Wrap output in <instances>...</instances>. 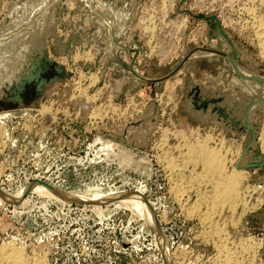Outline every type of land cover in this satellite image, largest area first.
Here are the masks:
<instances>
[{
	"label": "rangeland",
	"instance_id": "1",
	"mask_svg": "<svg viewBox=\"0 0 264 264\" xmlns=\"http://www.w3.org/2000/svg\"><path fill=\"white\" fill-rule=\"evenodd\" d=\"M16 1L0 0V84L21 62L27 34L38 22L41 27L48 24L46 6L30 15L32 3L46 2L27 0L25 12L19 13ZM59 1L61 8H57V1L55 6L62 16L64 8ZM107 1L114 15L96 0L103 5L97 9L103 23H110L116 30L126 16L128 24L133 19L125 33H129L131 44H124L130 48L125 51L129 61L125 60L130 62L134 55L141 73L155 81L109 69V65L116 64L111 61L115 48L112 36L106 43L97 44L103 50L89 46L79 52L77 44L73 54L53 55L55 59L65 56L62 63L72 75L50 88L36 106L39 111L34 115H12L20 108L16 105H4L0 111V190L15 196L40 180L67 192L122 190L116 195L131 193L133 198L143 199L144 205H151L159 226H152L131 205L120 204L115 194L96 206L61 201L32 190L23 200H13L0 192V231L6 234L0 238L14 240L28 254L26 261L37 257L40 264H224L228 255L230 264H264V239L254 218L264 207V198L255 201L261 196L264 175L252 176L246 169L240 183L228 186L226 177L237 170L241 143L225 138L214 124L196 123L183 113L184 96L191 85L230 91L237 87L241 97L257 96L264 85L238 77L224 55L232 56L234 51L215 20L195 18L179 10L215 14L239 49L240 68L264 75V53L259 44L262 29H256L255 17L241 9L250 6L247 9L254 13L251 5L257 3V12L264 18V0H226V4L216 0L212 5L211 0H142L139 10L138 0ZM78 2L88 7L82 0ZM114 3L119 8L127 5L130 13H117ZM152 4L164 5L167 11H156L146 30L144 21ZM69 8L67 4L65 9L70 14L76 7ZM151 25H156L153 32ZM71 34L77 33L68 36ZM124 76L132 78L126 86H122ZM154 104L158 107L157 122L151 116ZM43 106L48 110H41ZM260 123L257 145L262 150L259 136L264 132V118ZM20 132L23 142L29 133L33 140L17 146ZM110 141L148 154L156 173L148 176L133 163L120 164L123 158L117 159ZM223 145L231 148L230 154H225V169L206 166L208 156L204 152ZM225 186L228 189H223ZM218 192L228 193L229 198H222L224 194L219 196ZM216 200L224 206L217 209L213 205L216 210H211L210 203ZM124 241L129 244L127 248L121 247Z\"/></svg>",
	"mask_w": 264,
	"mask_h": 264
},
{
	"label": "water",
	"instance_id": "2",
	"mask_svg": "<svg viewBox=\"0 0 264 264\" xmlns=\"http://www.w3.org/2000/svg\"><path fill=\"white\" fill-rule=\"evenodd\" d=\"M26 1L27 0H17L16 3L21 5ZM35 1L48 2L49 0ZM82 1L87 3V0ZM101 2L108 8L110 13H115L109 1L101 0ZM141 2L142 0H138L137 10H139ZM56 5L58 9L61 8V2L59 0H57ZM179 10L186 11L195 18L215 20L217 26L220 28L221 34L226 38L234 51V55H227L219 51L214 52L226 56L225 58L233 64L234 71L240 79L246 82L256 81L264 85V75L252 74L240 68L238 64V58L240 56L239 49L222 27L221 20L215 14L207 15L203 12L193 13L189 9H182L181 7ZM59 15L60 12H57V16ZM58 20L59 19L56 21L54 20L48 24L45 23L43 28L38 22L35 25L34 31L27 34L22 48L23 57L21 58V62L12 76L0 84V111L3 110L4 105H16L20 108L15 110L12 115L20 116L27 113L34 115L38 112L36 106L45 98L47 91L56 82L63 81L72 75V72L68 70L67 66L56 60L53 55L73 54L76 51V45L83 40L79 34H71L67 38H65L64 35H58ZM132 22L133 19L130 24ZM108 30L110 31V29ZM117 35V32H113L112 41L115 48L113 51L114 57L111 61L119 64L122 71L129 72L138 79L154 82V79L146 78L141 73L139 66L135 64L134 55L130 62L125 60L123 53L130 50V48L119 44L121 41L115 39ZM92 36L93 35L87 36L88 41L92 40ZM134 51H137L136 47H134ZM234 88L237 89V87ZM184 102L185 108L183 111L192 117L193 121L200 122L203 125L213 121L214 125L221 130L226 137L235 138L238 141L243 140L242 153L237 164L238 169L243 168L249 171L260 169L264 173V154L257 145V137L261 126L259 120L261 117L264 118V90L255 97H241L230 96L219 91H210L199 84H194L187 88ZM26 105H28V107ZM157 112V104H154L151 116L155 122L158 120ZM258 116L260 119L255 120ZM48 134H50V132H48ZM17 139V146H19L25 141L33 140V134H27L23 142V132H20ZM42 142H44V140ZM110 144L113 145L115 149L114 152L118 155L117 159L118 157H122V161H125L122 162L120 161L121 159H119L118 162L120 164L133 163L136 168L142 167L145 170V174L148 176L152 173H156L153 160L148 154L139 153L126 148V146L122 144L113 143L111 141ZM123 151H125V153ZM37 182L53 190H58L55 186L42 180L35 181L33 184ZM32 185L27 186L25 194L32 190ZM68 201L80 202V200L76 198H69ZM87 203L91 204V202ZM153 215L156 217L154 212ZM254 218L257 220V229L264 235V208L257 211ZM3 235L4 237L6 236L5 233L0 231V237ZM262 237L264 239V236ZM121 245L123 247H128L129 244L124 241ZM166 263L168 262L166 261Z\"/></svg>",
	"mask_w": 264,
	"mask_h": 264
},
{
	"label": "bare ground",
	"instance_id": "3",
	"mask_svg": "<svg viewBox=\"0 0 264 264\" xmlns=\"http://www.w3.org/2000/svg\"><path fill=\"white\" fill-rule=\"evenodd\" d=\"M33 1H35V0H31L30 1V3H32ZM27 2V1H26ZM26 2H24L22 5H19V6H16L17 7V9H18V12L19 13H23V12H25V3ZM35 2H38V1H35ZM44 2V1H43ZM47 3L48 2H46V3H41V4H38V3H36L35 5H34V3H32L31 4V16L35 13V11H36V9H38L40 6H46L47 5ZM16 5H18L17 3H15ZM86 4V6H88L89 8L91 7L90 6V3L87 1V3H85ZM15 6V5H14ZM111 6H112V4H111ZM103 8V7H102ZM101 8V9H102ZM107 9V7H104L103 9ZM113 8V7H112ZM92 9V8H91ZM20 10V11H19ZM112 14V13H111ZM112 15H114V14H112ZM23 16V15H22ZM259 16H261V15H259ZM263 17V16H262ZM262 17H260L259 18V20H258V24H259V27H261V29H262V31L260 32V36H261V38H260V42H259V44L262 46V48H263V52H262V54L264 53V18H262ZM18 19V18H17ZM132 20H130V22H131ZM58 22H60V20H58ZM130 22H129V24L127 23V25L124 27V31H123V33L125 32H127V30L131 27V24H130ZM105 23L107 24V27H108V29H110V31H112L111 30V28H112V25L110 24V23H108V22H106L105 21ZM124 33V34H125ZM257 36V35H256ZM93 38H94V36H92ZM92 38V39H93ZM75 55V54H74ZM263 56V55H262ZM264 57V56H263ZM77 60H78V58H77ZM115 65H117V66H119L120 67V65L119 64H115ZM10 76H12V74H9V76L6 78V79H8ZM6 79H4V80H6ZM3 80V81H4ZM2 81V82H3ZM41 110H48V108H46V107H42L41 108ZM40 110V111H41ZM39 111V110H38ZM4 113V112H3ZM4 116V115H3ZM221 130H219V132H220ZM222 132V131H221ZM222 134H223V132H222ZM224 135V134H223ZM209 136V135H208ZM211 136V135H210ZM225 136V135H224ZM225 138H227V139H229V140H235V141H237V142H239V143H241V149H240V152H239V155H238V157L239 156H241V153H242V144H243V140L242 141H238L237 139H235V138H230V137H226L225 136ZM209 139V138H208ZM259 139H260V142H261V147H262V152L264 151V132H261V134H260V136H259ZM233 141H231V142H233ZM221 145H222V143H221ZM110 147L109 148H111V145H109ZM113 146V145H112ZM218 146H216V148H214V149H210L209 148V150H206V152H204V154L203 155H205V157H206V155L208 156V158H207V160H206V166H208V167H216V166H218V168H220V169H225V164L226 163H224L225 161H224V158H225V154H230V149H229V147H224V145L223 146H220V147H218ZM259 147V146H258ZM107 149V148H106ZM234 151V150H233ZM237 151V150H236ZM124 153H125V151H123ZM232 153V152H231ZM264 153V152H263ZM118 156V155H117ZM165 158V157H164ZM240 158V157H239ZM224 161V162H223ZM239 161V160H238ZM172 163V162H171ZM170 164V163H169ZM168 164V165H169ZM238 164V163H237ZM237 164H236V168H237ZM166 165V164H165ZM171 167H173V166H171ZM174 168V167H173ZM217 168V167H216ZM215 168V169H216ZM207 169V168H206ZM219 169V170H220ZM244 170H246V169H243V168H241V169H238L237 168V170H235V172H233V173H231V174H227V177L226 176H223V177H226V180H227V183H229V185L228 186H233V184H234V186L236 185L235 183H240V181H242L241 179H242V177H244V174H243V172H244ZM218 171V169H216V172ZM221 171V170H220ZM219 171V173H221ZM249 171V170H248ZM246 172V171H245ZM219 173H218V176H219ZM224 175V174H223ZM218 180V179H217ZM225 182V181H224ZM33 184V183H32ZM231 184V185H230ZM175 185V184H174ZM173 185V186H174ZM238 186V185H237ZM260 186V185H259ZM27 187V186H26ZM229 187V188H230ZM56 188V187H55ZM215 188V187H214ZM228 189V187H226L225 186V188H223V189ZM256 188H260V187H256ZM31 189H32V191H35V192H39V193H42V195L43 194H45V195H47V196H51V197H56V198H59V199H61V201L62 200H64V201H68L69 200V198L70 199H72V198H76V199H78V200H80V201H84V202H91V204H96V206H101V204H103V203H106V202H108L111 198H114L115 197V195H116V193H119V192H121V191H112V193H103V192H100V191H95V192H93V193H76V192H67V191H63V190H61V189H59V188H56V189H58V190H53V189H51V188H49V187H47V186H45V185H43V184H41V183H35V184H33L32 186H31ZM231 189V188H230ZM236 189V188H235ZM255 189V188H254ZM177 190V189H176ZM260 190L262 191L261 192V196L259 195L258 197H256V199H255V201L257 200V202H261L262 200H263V198H264V185L260 188ZM124 191H126V190H124ZM216 192H217V190H215ZM223 191V190H222ZM241 191V190H240ZM0 192L2 193V194H4V196L7 194L5 191H1L0 190ZM20 192V191H19ZM25 192H26V190H25V187H24V189H23V191H21L19 194H17V195H15V196H13V195H10V194H7L6 195V197H9L10 196V198H12L13 200H20L21 198H22V200L24 199L23 197H24V195H25ZM130 192V191H129ZM229 192V191H228ZM38 193V194H39ZM219 194V196L221 195V193L222 192H218ZM115 194V195H114ZM214 194H215V192H214ZM222 194H224V195H221L222 196V198L223 197H225V198H229V196L226 194V192L224 193H222ZM118 195V196H117ZM116 196L117 197H115V199L117 200V199H121L120 201V204H126V205H131V208H133V209H135L138 213H142L143 215H145V218H147V220L150 222V224L152 223V224H154V225H152V226H155L156 228H158V226H159V223H158V219H156L157 218V215H155L156 217H154V215H153V207L151 206V205H144V203H146V202H144V200L143 199H141V198H138V199H135V198H133V196H132V194L131 193H126V194H117ZM232 195V194H231ZM3 196V197H4ZM215 196H216V194H215ZM218 196V197H219ZM217 197V196H216ZM5 199V198H4ZM9 199V198H8ZM212 199V198H211ZM216 199V198H215ZM214 199V200H215ZM230 199H231V196H230ZM224 200V199H223ZM115 201V200H114ZM143 201V202H142ZM221 201V200H220ZM220 201H212L211 203H210V205H212L211 207H212V209L211 210H216V209H214L213 208V205H217L215 208H222L223 206H224V202H220ZM227 202V201H226ZM232 204V203H231ZM253 204V203H252ZM251 204V205H252ZM194 205V204H193ZM120 206V205H119ZM230 207H232V206H230ZM255 207V206H254ZM196 208V207H195ZM264 208V207H263ZM232 209H235V208H232ZM132 210V209H131ZM221 210V209H220ZM189 212V211H188ZM193 212V211H192ZM211 212V211H210ZM210 212H208L207 214H209ZM191 213V212H190ZM189 213V214H190ZM206 213V212H205ZM165 214V213H164ZM188 214V215H189ZM213 215V214H212ZM209 217V216H208ZM146 220V221H147ZM147 221V222H148ZM154 228V227H153ZM156 231H157V229H156ZM162 232H164V231H162ZM261 232V231H260ZM163 235H164V233H163ZM262 235H263V233H262ZM264 236V235H263ZM3 237V236H2ZM161 237V236H160ZM163 237V236H162ZM165 237V236H164ZM158 238V237H157ZM163 239V238H162ZM135 240V239H134ZM161 240V239H160ZM158 241V243H159V240H157ZM264 241V240H263ZM0 262H4V264H40V260L37 258V257H32V259H31V257H30V259L29 260H31V261H29V260H27L26 261V255H28V254H25V249L22 247V246H17L16 245V242L14 241V240H8V238L7 239H1L0 238ZM245 242V241H244ZM161 243V242H160ZM167 243V242H166ZM222 243V242H221ZM163 244H165V243H163ZM224 245L226 244V243H223ZM243 245V244H242ZM24 246V245H23ZM160 246V245H159ZM165 246V245H164ZM168 246V245H167ZM221 246V249H222V244L220 245ZM25 247V246H24ZM121 247H123V246H121ZM218 247V246H217ZM226 247V246H225ZM160 248V247H159ZM163 248V247H162ZM223 248H224V246H223ZM167 249H168V247H167ZM219 250V251H222V250ZM224 249H226V248H224ZM245 249V248H244ZM165 250H166V248H165ZM229 250V249H228ZM227 251V250H226ZM169 252V251H168ZM167 252V253H168ZM199 252V251H198ZM225 252V251H224ZM223 252V253H224ZM230 252V251H229ZM166 253V254H167ZM170 253V252H169ZM219 253V255H220V252H218ZM165 254V255H166ZM219 257V256H218ZM229 257H230V255H228V256H226V260L224 261V264L225 263H228L229 262V260H231V259H229ZM221 257H219V259H220ZM232 259H233V257H232ZM42 260V259H41ZM228 261V262H227ZM29 262V263H28ZM231 262H233V260L231 261ZM240 262L239 261H235V264H239ZM165 264V263H164ZM228 264H230V263H228Z\"/></svg>",
	"mask_w": 264,
	"mask_h": 264
},
{
	"label": "crops",
	"instance_id": "4",
	"mask_svg": "<svg viewBox=\"0 0 264 264\" xmlns=\"http://www.w3.org/2000/svg\"><path fill=\"white\" fill-rule=\"evenodd\" d=\"M56 1L57 0H51V2H48L47 5H46L47 11H45V12H46V17H47V19H46L47 23H50V22H52L54 20L56 21L57 19H60V22H57L58 35H59V33L60 34L64 33V34H66V36H68L69 33H77V34L81 35L83 41L79 42V44L77 45V51L80 52V51L84 50L85 48L87 49L89 46L92 47L93 49H96V47L99 46V45H97L98 43H100L102 45V44L106 43V39L108 40L109 38H111V36L113 35V33H112L113 31L118 33V35L115 36V38L119 39V41H121V42H119L121 45L125 44L127 46H129V45L131 46V44H129V42H128L129 41V37H130V36H128L129 33L125 35L122 32L124 27L127 25V22L129 21L128 20V18H129L128 16L125 17V20H123V22L119 25L118 28L115 27L116 30L112 26V29H111L112 31H109L108 27H107V24L103 23V19H104L103 16H101L100 12L99 13L97 12L98 11L97 10L98 7L103 6V5L101 3L99 4V2L96 3V0H90L89 1L90 6H91L90 8H88V7L84 8L83 4L81 2H78V0H70V2H69V0H62V5H63V8H64V11L62 12V16L60 14L59 17H57V12H59V11H57V8L55 6V2ZM67 4L70 7L69 9H72V8L76 7L75 11L72 10L70 14L67 13L66 9H65V6ZM113 5H114V8H115L117 13L120 12V13H126L127 14V13H130V11H131V9L127 8V5L125 6L126 8H124L123 6L121 8H119V7H117V5L115 3ZM89 10H92L93 13H89ZM99 11H101V9ZM105 11H107V10H105ZM81 18H82V21H81ZM97 21H99L98 25H97V23H95ZM43 27L44 26H42V28ZM107 30H108V32H107ZM89 33H93V35H94V41L93 42L88 41L87 36L89 35ZM123 34L125 36H123ZM124 37H125L126 40H124ZM120 38H122V39H120ZM101 45L99 47H100L101 50H103V47H101ZM205 54H208V53H205ZM211 55H214V54L211 53ZM123 56H124L125 59H127L129 61V56L127 55V53L124 52ZM63 58H65V56H59V57H56V60H59L60 62H63L62 61ZM99 63L101 64V66L103 68V63L104 62L102 61V59H100ZM108 67H110L109 69L113 70V71L114 70H118V71L121 70V68L119 66L114 65V64L113 65H109ZM122 72L126 74V72H124V71H122ZM131 79L132 78L130 76H124L123 77L122 86H126L127 82L129 80L131 81ZM203 88L208 89L210 91H219L221 93H224V94H227V95H230V96H240L237 93L239 88L235 89L234 87H232L231 91L227 90L225 88L222 89V88H219V87L218 88H214L215 90L211 89V88H208V87H205V86ZM49 90L47 91V94H48ZM183 113H184V111H183ZM190 118H191V120H193L192 117H190ZM259 119H260L259 116L255 118V120H259ZM196 123L202 124L200 122H196ZM212 124H214L213 121L211 123L206 124V125H212ZM249 173H250L249 175L259 176L260 178H262V175H264L263 172H261V171L260 172L259 171H251Z\"/></svg>",
	"mask_w": 264,
	"mask_h": 264
},
{
	"label": "built area",
	"instance_id": "5",
	"mask_svg": "<svg viewBox=\"0 0 264 264\" xmlns=\"http://www.w3.org/2000/svg\"><path fill=\"white\" fill-rule=\"evenodd\" d=\"M222 1H224L225 2V4H226V0H222ZM211 2V5L214 3V2H216V0H211L210 1ZM255 2H257V1H255ZM169 4H170V6L172 7L174 4L172 3V2H168ZM252 3V2H251ZM154 4H155V2H154ZM154 4H152L153 6L151 7V10H150V13L148 14V16H147V18L149 17V19L147 20V18L145 19V23H146V25H147V27H144V29H149V22L150 21H152L153 19H154V15H155V13H156V11H167V9L164 7V5H160V6H157V5H154ZM165 5H167V3L165 2ZM218 6V5H217ZM251 6H253L252 8L254 9V13H251L249 10L250 9H247V7H250V6H246V5H244V6H242L241 7V9H244L245 11L247 10V12H249L250 14H252L254 17H255V24H254V27L256 28V29H259L258 27H259V24H258V20H259V12H257V10H260L259 9V7L257 6V3H252V5ZM156 7H158V9L156 8ZM165 8V9H164ZM153 11H155L154 13H153ZM257 12V13H256ZM153 13V14H152ZM150 15V16H149ZM165 19H163V21H164ZM163 23V22H162ZM145 25V26H146ZM157 25V24H156ZM156 25H151L152 26V32L156 29ZM154 28V29H153ZM145 31V30H144ZM157 47H154V49H156ZM156 51V50H155ZM161 57V56H160ZM122 246V245H121ZM123 248H127V247H123ZM117 250L118 251H121V250H119L118 248H117Z\"/></svg>",
	"mask_w": 264,
	"mask_h": 264
}]
</instances>
